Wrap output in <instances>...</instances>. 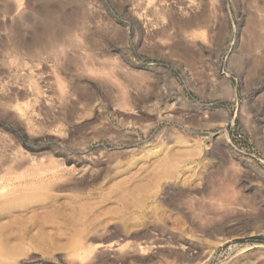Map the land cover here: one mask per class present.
Returning a JSON list of instances; mask_svg holds the SVG:
<instances>
[{
    "label": "rangeland",
    "instance_id": "1",
    "mask_svg": "<svg viewBox=\"0 0 264 264\" xmlns=\"http://www.w3.org/2000/svg\"><path fill=\"white\" fill-rule=\"evenodd\" d=\"M0 264H264V0H0Z\"/></svg>",
    "mask_w": 264,
    "mask_h": 264
},
{
    "label": "bare ground",
    "instance_id": "2",
    "mask_svg": "<svg viewBox=\"0 0 264 264\" xmlns=\"http://www.w3.org/2000/svg\"><path fill=\"white\" fill-rule=\"evenodd\" d=\"M147 2H150V3H147V5H148V7H149V4H156V3H159V2H151V1H147ZM163 2H160V5H157V6H160L161 7V5H163L162 4ZM146 4V3H145ZM152 4V5H153ZM146 5V6H147ZM156 5H154V7L156 6ZM145 6V7H146ZM151 7V6H150ZM164 7V6H163ZM153 8V7H152ZM158 8V7H157ZM156 8V9H157ZM146 9V11H147V7L145 8ZM149 9H151V8H149ZM156 9H154V10H152V11H154L155 12V10ZM160 9V8H159ZM161 10V9H160ZM151 11V10H150ZM151 11V13L148 11L147 13L149 14L150 13V15L152 14V13H154V12H152ZM157 12L159 11V10H156ZM83 12V11H82ZM156 13V12H155ZM83 14V13H82ZM158 14V13H157ZM157 14H155V15H157ZM159 15V14H158ZM157 15V16H158ZM153 16H154V14H153ZM73 17V16H72ZM155 17V16H154ZM153 17V18H154ZM158 17H160V16H158ZM74 18V17H73ZM149 18V17H148ZM147 18V19H148ZM77 19V18H76ZM75 19V20H76ZM82 19H84L83 17H82ZM150 20H152L151 18H149ZM156 19V18H155ZM150 20H148L149 21V24L151 23L150 22ZM78 21H80L79 19H78ZM86 21H87V19H86ZM154 21V20H153ZM72 22V21H71ZM70 22V23H71ZM154 22H156V21H154ZM154 22H153V24H154ZM62 23V22H61ZM75 23V22H74ZM77 23V22H76ZM79 23V22H78ZM69 24V23H68ZM72 24V23H71ZM82 24H84L83 23V20H82ZM73 25V24H72ZM85 25V24H84ZM151 25V24H150ZM69 26V25H68ZM68 28V27H67ZM69 29V28H68ZM86 29V27L85 26H83V30H82V32L84 31ZM70 30V29H69ZM86 31V30H85ZM86 33V32H85ZM89 33V32H88ZM86 37V36H85ZM87 38V37H86ZM87 39H89V38H87ZM87 39H83L84 41L82 42V73H88V74H93V76L95 77H98V76H100L101 78H103V81L104 82H106V81H114L115 80V78L117 77V72L116 71H119L120 69V64H119V70L118 69H116L118 66L116 65H114L115 63L113 62V60H112V62L110 63V61L108 62V60L106 59V60H104L105 59V57L103 58V59H101V56L99 57V55H96L98 52L97 51H94V52H97V53H94V52H92L91 50H93L92 48H91V50H90V46H94V42H93V44L92 43H89V41L87 40ZM56 43H57V40L56 39H54L53 41H52V44H51V47H53L54 49L52 50L53 52H54V55L55 56H57V57H61V59L63 58V56H61V52H63L64 51V49L63 48H60V51L59 50H57L55 47H57L56 46ZM90 44V45H89ZM92 44V45H91ZM87 46H89L88 48H87ZM96 46V45H95ZM67 47V46H66ZM58 48V47H57ZM96 48H97V46H96ZM83 49H86V51H85V53H84V51H83ZM58 52H57V51ZM66 50V49H65ZM95 50V49H94ZM100 50V49H99ZM66 52V51H65ZM60 53V54H59ZM102 53V52H101ZM100 53V54H101ZM103 53H105V52H103ZM67 54V53H66ZM99 54V53H98ZM107 54V53H106ZM63 55V54H62ZM54 56V57H55ZM67 55H65L64 54V57H66ZM105 56V55H104ZM109 56V55H108ZM57 57H55V58H57ZM59 57V58H60ZM60 59V60H61ZM55 61H57V60H55ZM61 62V61H60ZM59 62V63H60ZM63 62H61V64H62ZM112 63H114V64H112ZM117 64V63H116ZM60 65V64H59ZM62 65H65V66H67V64L65 63V64H62ZM122 70V69H121ZM119 75V74H118ZM93 76H91V77H93ZM99 78V77H98ZM108 79V80H104V79ZM95 79V78H94ZM100 79V78H99ZM100 80H98L97 82H99ZM101 82H102V80H101ZM103 82V84H105ZM121 82V81H120ZM108 83V82H107ZM106 83V84H107ZM122 83V84H121ZM120 84H119V89H120V92H122V99H124V103H123V100L121 99V104L123 103V104H125L126 102H127V100L125 101V98H127L128 99V94L130 93L129 92V90L130 89H128V86H127V84L126 83H124L123 84V82H121ZM98 84H102V83H98ZM102 84V85H103ZM112 84V83H111ZM129 84V83H128ZM101 85V86H102ZM108 85H110V83H108ZM131 85V84H130ZM104 86V85H103ZM84 87V86H83ZM105 87H107V85L105 86ZM112 87V86H111ZM110 87V89H112ZM108 88V87H107ZM84 89H86V88H84ZM114 89V88H113ZM118 89V88H117ZM40 90V89H39ZM38 90V91H39ZM62 90V89H61ZM61 90L59 91L60 93H61ZM65 92H64V91ZM62 90V92H64V93H61V94H63V95H61L62 96V98L63 99H66L67 100V98H68V96L66 95V93L68 92L67 90H65V89H63ZM116 90V89H115ZM67 91V92H66ZM83 92V91H82ZM39 94H40V91L38 92ZM42 94V93H41ZM40 94V95H41ZM114 94V93H113ZM69 95V94H68ZM127 95V97H125ZM70 96V95H69ZM130 96V95H129ZM83 97V96H82ZM42 98V97H41ZM70 98V97H69ZM51 102H53V100L51 101ZM60 102V101H59ZM66 102H68V100L66 101ZM124 106V105H123Z\"/></svg>",
    "mask_w": 264,
    "mask_h": 264
}]
</instances>
